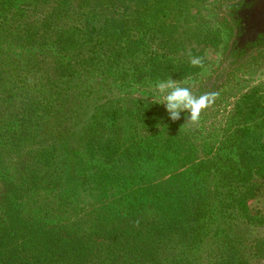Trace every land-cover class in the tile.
Masks as SVG:
<instances>
[{
	"label": "rangeland",
	"instance_id": "374dc122",
	"mask_svg": "<svg viewBox=\"0 0 264 264\" xmlns=\"http://www.w3.org/2000/svg\"><path fill=\"white\" fill-rule=\"evenodd\" d=\"M216 1L171 0L156 8L142 7L138 13L135 5H129L131 31L139 14L146 23L143 28L137 24L132 32L139 31L143 42L136 59L120 64L119 72L114 65V76L98 75L101 72L97 70L93 75L82 72L70 78L60 75L51 54L53 32L72 25L76 13L98 18L113 15L119 1H114L115 7L97 8L99 0H20L30 5L25 21L39 23L55 10L60 15L53 16L45 39L47 47L0 37V220L7 207L14 205L25 218L45 228L66 230L71 223L76 229L103 230L133 216L136 224L165 219L177 203L203 201L213 212L217 204L237 199V194H231L240 192L244 185L231 175L241 166V154H252V148L244 145L243 130L249 123L251 128L255 123L264 127V73L245 74L240 84L222 97L217 115L198 129L196 123L185 124L182 116L173 122L163 105L151 102L154 85L163 80L150 79L146 74L150 68L143 65L152 56V49L160 55L166 52L150 42L147 27L169 24L174 27L173 40L181 44L167 53L173 68L164 80L170 77L192 84L200 78L218 58V35L207 13ZM67 10L70 13L66 14ZM14 19L10 17L5 23L14 27ZM42 48L51 50L44 58L38 54ZM194 58L199 61L195 66L190 63ZM34 96L44 98L45 105V98L49 99L48 107L24 129L18 104ZM109 109L116 111L120 134L113 158L105 160L100 154L86 152V131L95 120L106 122ZM50 146L57 148L54 169L37 190H25L21 185L27 182L30 162ZM248 210L251 217L264 215L261 190L248 202ZM231 220L227 219L235 223ZM242 223L234 224L233 231L224 224L220 232L228 240L258 237L259 229ZM210 229L205 232L209 234ZM185 246L179 244L170 251L180 264H212L218 255L213 240L196 239Z\"/></svg>",
	"mask_w": 264,
	"mask_h": 264
},
{
	"label": "trees",
	"instance_id": "16d2710c",
	"mask_svg": "<svg viewBox=\"0 0 264 264\" xmlns=\"http://www.w3.org/2000/svg\"><path fill=\"white\" fill-rule=\"evenodd\" d=\"M99 1L103 5L97 3V8L115 7L116 0ZM117 1L120 5H117L114 14L112 10L113 15L108 13L98 18L96 15L76 13L72 25L53 32L49 47L54 52L51 54L56 58L54 62L57 69H61L60 75L74 78L75 73L93 75L100 70L98 75L114 76L113 66L119 72L118 66L127 60L134 61L138 56V46L143 44L140 42L139 31L132 32L137 24L143 28L145 19L139 14L131 31L133 21L131 15L128 17V6L135 5L138 13L142 7L156 8L171 0ZM66 5L61 4L64 7ZM28 10L30 5L21 3L20 0H0V37L29 42L30 46L44 44L47 47L45 39L53 23V16H59L60 12L55 10L38 23L25 21ZM10 17L16 18L14 27L5 23ZM146 33L151 37L150 42L166 51L160 55L157 49H152L149 61L143 62V65L150 68L146 74L152 80H164L173 68V60L167 57V53L174 52L181 42L173 40L174 27L169 24L162 27L150 26L149 29L147 27ZM145 47L149 48L147 45ZM50 49L43 51L42 48L38 54L44 58ZM126 76V73L122 75L123 78ZM51 98L54 104L56 99L53 94ZM43 99L28 97L18 104L17 114L21 115L19 122L24 129H27L29 120H38L41 116L39 114L48 107L49 99L45 98L46 105L43 104ZM257 110H253V117ZM105 115L106 122L98 119L89 125L86 131V152L90 156L100 154L108 160L113 158L118 147L120 133L116 126V111L109 109ZM255 124L251 128L249 123L243 130L247 139L244 145L252 148V154H241V166L236 174L231 175L239 178L244 190L231 194H237L236 200L217 204V208L213 209L214 213L203 201L196 200L177 203L175 208L169 210L171 213L165 219L154 218L144 224L134 223L133 216L121 225L103 230L87 227L76 229L72 228L71 223H67L65 230L63 227L47 229L45 225L33 223L11 205L0 220V264H180L172 258L170 251L179 244L188 247L196 239L203 238L213 240L218 245L215 247L218 255L212 264H264V215L251 217L248 210V202L255 198L257 191L261 190L264 194V127L260 123ZM56 159L55 146L41 150L30 162L27 182L21 187L25 186L27 191L37 190L46 180L47 173L54 169ZM212 217L215 218L214 223ZM229 217L235 223L228 222ZM239 220L244 222L242 225L259 229L258 237L252 241L240 237L228 240L220 232L224 224H229L232 229ZM209 227L213 231L208 234L205 229Z\"/></svg>",
	"mask_w": 264,
	"mask_h": 264
},
{
	"label": "flooded vegetation",
	"instance_id": "af4514ba",
	"mask_svg": "<svg viewBox=\"0 0 264 264\" xmlns=\"http://www.w3.org/2000/svg\"><path fill=\"white\" fill-rule=\"evenodd\" d=\"M253 4V0H218L207 10L218 35V58L210 62L206 72L194 83H186L194 95L207 94L209 97V104L196 123L198 129L205 128V124L217 115L222 97L237 87L245 74L264 73V35L252 41L244 38L247 12ZM187 115L181 113L184 118Z\"/></svg>",
	"mask_w": 264,
	"mask_h": 264
},
{
	"label": "clouds",
	"instance_id": "9594fccd",
	"mask_svg": "<svg viewBox=\"0 0 264 264\" xmlns=\"http://www.w3.org/2000/svg\"><path fill=\"white\" fill-rule=\"evenodd\" d=\"M190 63L195 66L199 61L194 58L190 60ZM151 98L153 104L165 107L170 120L173 122L181 118V113H187L185 124L197 123L201 112L209 104L207 94L196 96L185 82L181 80L174 81L170 77L166 80L158 81L154 85Z\"/></svg>",
	"mask_w": 264,
	"mask_h": 264
},
{
	"label": "water",
	"instance_id": "95a60500",
	"mask_svg": "<svg viewBox=\"0 0 264 264\" xmlns=\"http://www.w3.org/2000/svg\"><path fill=\"white\" fill-rule=\"evenodd\" d=\"M252 8L247 12L245 39L252 41L258 35H264V0H253Z\"/></svg>",
	"mask_w": 264,
	"mask_h": 264
}]
</instances>
